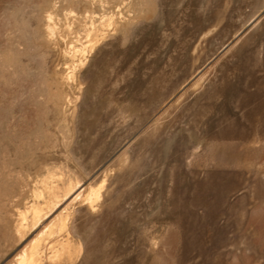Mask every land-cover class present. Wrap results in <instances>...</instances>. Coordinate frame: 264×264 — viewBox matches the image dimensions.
<instances>
[{"label":"rangeland","instance_id":"obj_1","mask_svg":"<svg viewBox=\"0 0 264 264\" xmlns=\"http://www.w3.org/2000/svg\"><path fill=\"white\" fill-rule=\"evenodd\" d=\"M39 236L36 264H264V0H0V264Z\"/></svg>","mask_w":264,"mask_h":264},{"label":"bare ground","instance_id":"obj_2","mask_svg":"<svg viewBox=\"0 0 264 264\" xmlns=\"http://www.w3.org/2000/svg\"><path fill=\"white\" fill-rule=\"evenodd\" d=\"M49 13V12H48ZM47 13V14H48ZM52 13L49 14V21L51 22L52 21ZM91 18V17H90ZM93 21V20H92ZM109 23H112V21H110ZM49 24H52V23H49ZM111 25V24H110ZM55 26V25H54ZM52 25V27H54ZM94 26V25H93ZM49 27V25H48ZM50 27V32L53 30V28ZM92 29V28H91ZM89 31V30H88ZM91 31V30H90ZM89 31V32H90ZM53 33V32H52ZM91 34V33H88V35ZM92 35V34H91ZM91 40V39H90ZM90 42V41H89ZM89 44V43H88ZM92 44V43H90ZM83 46V45H82ZM87 46V45H86ZM83 48V47H81ZM80 48V49H81ZM85 48V47H84ZM74 49V48H73ZM79 49V51H80ZM82 50V49H81ZM78 51V50H77ZM76 51V52H77ZM85 50H83L84 52ZM81 52V51H80ZM82 53V52H81ZM75 55V54H73ZM74 63V62H73ZM72 74L73 72L70 71L69 72V77H72ZM51 173V172H50ZM54 183V182H53ZM103 184V183H102ZM71 185V184H70ZM74 186V185H72ZM76 186V185H75ZM100 187L101 186H96V187H91L88 191L86 192V199H87V202H89L92 206L94 204L95 201L98 200V198L100 197V193H101V190H100ZM73 188V187H72ZM58 187L56 188L55 185H50L49 187V194H50V198L49 200L46 202L47 203V206L48 207V212H52L56 206L58 205V202L60 201L59 199H57L59 197L58 195ZM35 191V190H34ZM85 191H81L77 194L76 197H79L81 196L82 194H84ZM37 192V190H36ZM67 192V190H66ZM68 193V192H67ZM60 194V193H59ZM39 195V194H38ZM65 195V194H64ZM67 195V194H66ZM40 196V195H39ZM61 196V195H60ZM38 197V196H37ZM84 197V196H83ZM45 199V198H44ZM84 199V198H83ZM27 204V203H26ZM95 205V204H94ZM91 206V207H92ZM29 207V206H28ZM45 207V206H44ZM44 207H41L40 205L38 204H32L30 205V209H29V212L31 214V216H28L27 212H21V223H20V230H22L21 228H25L26 226L29 225V222L28 221V217H31V221H32V224L33 226H38L39 224H42L43 222V219H44V216L47 214L46 212H43L44 210H46ZM27 213V214H26ZM66 213V212H65ZM64 216V214H62ZM62 217H59V219H56V220H53L51 221L50 223H45L44 226L42 227V235L45 233H50L52 234L54 232V230H56L57 228L61 229L63 226H64V221L62 219H60ZM67 224V223H66ZM27 228V227H26ZM65 228V227H64ZM62 228V229H64ZM19 229V228H18ZM40 230V229H39ZM23 232V231H21ZM41 236V235H40ZM40 236L36 239H34V241L32 242V244L30 245V247H27V248H24L22 251H20L18 253V256H17V264H36L37 263V259L40 258V253H41V238ZM67 245V244H66ZM65 248V245H61V247L57 248L56 249V253H60L62 252ZM64 252V251H63ZM43 253V252H42ZM39 257V258H38Z\"/></svg>","mask_w":264,"mask_h":264}]
</instances>
